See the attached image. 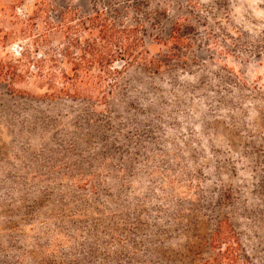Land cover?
<instances>
[{
  "label": "rangeland",
  "instance_id": "obj_1",
  "mask_svg": "<svg viewBox=\"0 0 264 264\" xmlns=\"http://www.w3.org/2000/svg\"><path fill=\"white\" fill-rule=\"evenodd\" d=\"M167 9L150 51L192 20L187 61L130 68L102 116L0 81V264H193L225 216L264 263V0Z\"/></svg>",
  "mask_w": 264,
  "mask_h": 264
},
{
  "label": "trees",
  "instance_id": "obj_2",
  "mask_svg": "<svg viewBox=\"0 0 264 264\" xmlns=\"http://www.w3.org/2000/svg\"><path fill=\"white\" fill-rule=\"evenodd\" d=\"M165 1L166 6L161 0H15L0 28V81L23 94L18 87L33 86L44 100L78 103L88 114L102 116L130 68L159 74L187 61L192 20L174 24L169 56L150 51L162 41L173 3ZM11 47L15 53L8 52ZM193 264L264 263L249 254L225 216Z\"/></svg>",
  "mask_w": 264,
  "mask_h": 264
}]
</instances>
